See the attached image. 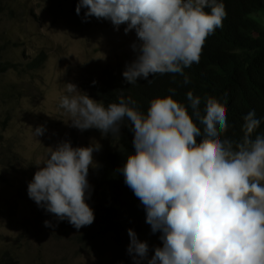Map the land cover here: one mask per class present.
<instances>
[{"label": "clouds", "instance_id": "clouds-1", "mask_svg": "<svg viewBox=\"0 0 264 264\" xmlns=\"http://www.w3.org/2000/svg\"><path fill=\"white\" fill-rule=\"evenodd\" d=\"M82 9L85 21L103 18L116 29L126 24L125 34L135 31V58L122 73L130 85L151 83L150 74H178L190 83L184 68L199 63L205 40L227 15L217 0H78L76 14ZM65 92L59 107L72 127L95 128L102 137L120 136L122 126L133 133L135 151L119 171L162 242L148 258L147 242L128 229L134 264H264V134L253 138L260 124L255 110L244 116L243 137L235 141L225 136L226 107L206 97L201 111V98L191 91V115L171 97L154 98L144 114L131 97L105 106L74 83H66ZM45 131L38 126L33 136ZM100 149L98 142L73 147L70 141L49 148L28 183L29 198L57 221L77 230L90 226L95 216L85 202L91 195L87 176L98 166L93 153ZM44 225L54 227L47 220Z\"/></svg>", "mask_w": 264, "mask_h": 264}, {"label": "rangeland", "instance_id": "rangeland-1", "mask_svg": "<svg viewBox=\"0 0 264 264\" xmlns=\"http://www.w3.org/2000/svg\"><path fill=\"white\" fill-rule=\"evenodd\" d=\"M264 22V17L259 16ZM116 29L110 20H83L72 14L69 0H0V260L4 264H134L127 253L129 236L121 242L110 235L98 247L80 242L88 227L74 228L29 198L28 183L48 158L49 148L63 141L73 147L98 142L93 153L99 164L117 141L92 128L71 126L59 107L65 84L74 83L100 102L96 88L106 73H123L134 58L135 31ZM43 55L40 65L31 62ZM11 64L6 71L4 66ZM95 81V84H93ZM43 126V135L33 130ZM97 167L87 176L90 199L96 195ZM54 227H45L44 221ZM147 242L148 258L162 246L161 233L145 221L131 228ZM140 264H147V259Z\"/></svg>", "mask_w": 264, "mask_h": 264}, {"label": "trees", "instance_id": "trees-1", "mask_svg": "<svg viewBox=\"0 0 264 264\" xmlns=\"http://www.w3.org/2000/svg\"><path fill=\"white\" fill-rule=\"evenodd\" d=\"M70 1L72 14L84 20V9L80 15L75 12L78 0ZM225 5L226 17L222 27L207 37L202 48L199 63L184 68V74L190 83H183V76L178 74L149 75L148 83L138 79L136 84H129L122 73H106L96 94L100 103L107 106L119 103V98L131 97L136 107L147 113L150 102L154 98L171 97L183 104L191 115L187 93L201 98L200 108L203 111L205 98L217 100L226 107L229 129L225 136L235 141L243 137L244 116L255 110L260 124L252 134H264V0H217ZM210 13L209 8L204 9ZM92 17H88L91 19ZM43 55L31 63L40 65ZM8 64L1 71H6ZM175 80L176 82H173ZM169 88L176 89L175 93ZM127 124V122H125ZM198 126L202 125L197 121ZM110 137L117 141L116 150L108 151L100 159L95 179L96 195L86 199V203L94 212V222L87 226L79 237L80 242L93 244L110 235L116 241L124 239L133 224L145 221V210L132 190L124 183V176L119 171L127 156L134 153L133 133L125 126L121 127L120 136ZM200 138H197L199 142ZM128 234V233H127ZM0 260V264H4Z\"/></svg>", "mask_w": 264, "mask_h": 264}]
</instances>
